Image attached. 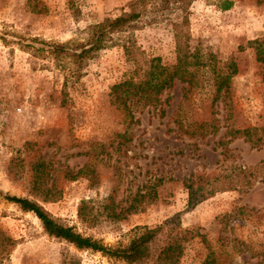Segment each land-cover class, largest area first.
Wrapping results in <instances>:
<instances>
[{
    "label": "rangeland",
    "instance_id": "1",
    "mask_svg": "<svg viewBox=\"0 0 264 264\" xmlns=\"http://www.w3.org/2000/svg\"><path fill=\"white\" fill-rule=\"evenodd\" d=\"M30 1L44 2L47 13L32 12L28 0H0L2 193L38 201L60 223L107 246L126 244L137 226L178 215L167 226L185 231L178 264H201L203 239L218 264H264V142L254 146L229 133L264 126V66L249 46L264 35V2L231 0L222 10L223 0H147L135 26L115 33L66 83L67 66L23 46L83 41L87 26L129 11L134 0ZM176 42L212 52L221 67L234 62L228 91L212 101L205 84L183 97L184 83L176 81L157 105L133 107L132 122L110 103L111 86L133 70L132 56L175 63ZM38 160L47 172L35 185ZM239 168L253 175L236 178ZM78 170L74 180L65 176ZM192 173L231 176L237 187L189 208L185 183ZM153 184L156 196L142 210L109 217L110 206L127 207ZM0 264L132 263L52 237L33 212L0 197Z\"/></svg>",
    "mask_w": 264,
    "mask_h": 264
},
{
    "label": "trees",
    "instance_id": "2",
    "mask_svg": "<svg viewBox=\"0 0 264 264\" xmlns=\"http://www.w3.org/2000/svg\"><path fill=\"white\" fill-rule=\"evenodd\" d=\"M34 1L38 2V0ZM175 1L183 2L184 0ZM260 1L264 2V0ZM69 2L71 3V1ZM146 2L147 0H134L129 4V11H123L114 18L106 17L100 22L87 26L83 41L42 42L44 43L43 47L28 44L23 47L33 48L34 53L47 52L54 64L60 66L58 67L60 69L67 66V73L64 74L67 83V77H78L84 64L93 58L99 50L107 46L115 33L127 31L135 26L134 23L141 13L137 9L140 6L144 9ZM38 3L39 7H32L31 1L28 0V5L32 7L31 11L47 13L48 6L42 1ZM231 5V0H223L219 7L222 10H227ZM249 46L254 49L256 60L264 66V35L251 40ZM124 49L128 55L132 54L129 47L124 46ZM176 51V61L173 64L162 63L158 56L144 58L142 61L138 60L137 56H132L135 59L134 68L124 79L111 86L110 103L125 111L126 116L135 122L137 119L134 118L133 107L157 105L160 102V95L172 89L176 81L184 83L183 97H188L194 90L205 84H208L213 91L212 101L219 99L228 91L229 80L236 72L234 62L230 68L221 67L212 52H203L197 48L191 50L188 46L183 47L179 42H176ZM229 133L234 136H244L254 146L264 142V126L237 128L230 130ZM33 171L37 174L35 185L43 184L45 176L43 174L47 172L45 162L38 160L33 164ZM81 173H83L82 170H78L76 174L68 173L65 176L74 180ZM237 173L236 178L253 175L242 168H239ZM230 177L228 179L224 175L192 173L185 183L188 191V207H194L218 191L236 189L237 186ZM157 181L160 182V180ZM155 196L156 190L153 184L144 193L137 191L127 207L116 210L115 207L110 206L108 215L113 220L123 219L130 213L142 210L145 199H153ZM0 197L15 203L24 211L33 212L48 235L65 240L78 249L101 252L108 258L132 264H178L183 254L185 231L176 230L173 232L167 227L178 218V215L168 218L154 227L137 226L134 235L126 244L107 246L97 239L77 232L72 226L60 223L36 200L3 194L1 190ZM44 199L52 201L55 198L44 196ZM79 213L82 214V211L80 210ZM163 232H166L167 237L162 243H159V236ZM203 241L208 252L201 264H218L216 253L209 247L205 239Z\"/></svg>",
    "mask_w": 264,
    "mask_h": 264
}]
</instances>
